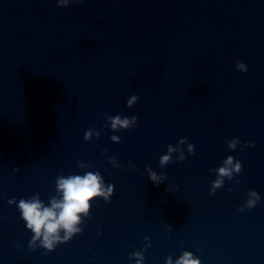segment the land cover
<instances>
[{"label":"water","instance_id":"95a60500","mask_svg":"<svg viewBox=\"0 0 264 264\" xmlns=\"http://www.w3.org/2000/svg\"><path fill=\"white\" fill-rule=\"evenodd\" d=\"M56 5L0 0V264H137L139 252L174 264L184 251L264 264V0ZM228 157L241 171L220 176ZM88 172L111 181L108 198L68 243L30 250L8 201L48 206L59 178ZM251 191L259 202L237 211Z\"/></svg>","mask_w":264,"mask_h":264},{"label":"clouds","instance_id":"9594fccd","mask_svg":"<svg viewBox=\"0 0 264 264\" xmlns=\"http://www.w3.org/2000/svg\"><path fill=\"white\" fill-rule=\"evenodd\" d=\"M71 3H83V0H57L58 8H67ZM235 69L239 72H246L247 67L244 63L237 61ZM136 99V94L129 93L124 103L131 105ZM135 114L131 116H115L111 118V128L128 127L132 121H135ZM87 138V137H86ZM113 140L117 137H113ZM240 143L238 139H232L228 143L230 149ZM245 146L251 147L250 144ZM172 149L169 148V152ZM170 159L169 155L161 157V163H167ZM19 171L14 169V172ZM241 171V163L237 160L233 161L232 157H228L225 166L217 170L218 175L231 177L233 172L237 174ZM150 179L155 182L157 177L153 174ZM222 181L214 182L213 187H219ZM57 191L60 193V200L53 199L48 206H45L38 198L30 200L21 199L18 203L15 198L8 201L9 205L15 204L19 212V218L23 221L26 231L31 233V239L28 242V248L35 251L37 248L45 254L53 252L58 245L66 244L75 235L81 233V229L77 227L81 223V216H87L90 209V201L100 196L105 200L111 192V181L105 183L98 173L88 172L83 176L61 177L57 180ZM252 199L237 209H252L259 202L260 197L255 191H251ZM63 231V235H61ZM137 258V264H142V252L133 253ZM165 264H173L171 259H167ZM174 264H200V260L193 256L191 252L184 251L175 260Z\"/></svg>","mask_w":264,"mask_h":264}]
</instances>
